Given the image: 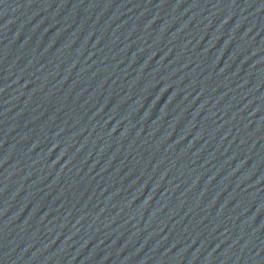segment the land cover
<instances>
[{"label": "water", "instance_id": "water-1", "mask_svg": "<svg viewBox=\"0 0 264 264\" xmlns=\"http://www.w3.org/2000/svg\"><path fill=\"white\" fill-rule=\"evenodd\" d=\"M0 264H264V0H24Z\"/></svg>", "mask_w": 264, "mask_h": 264}]
</instances>
